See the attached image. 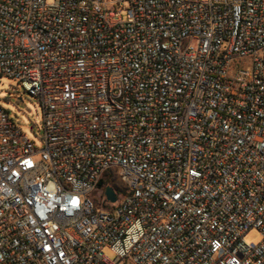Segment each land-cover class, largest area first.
Segmentation results:
<instances>
[{
  "label": "built area",
  "instance_id": "2783aa9c",
  "mask_svg": "<svg viewBox=\"0 0 264 264\" xmlns=\"http://www.w3.org/2000/svg\"><path fill=\"white\" fill-rule=\"evenodd\" d=\"M0 76V264H264V0H0Z\"/></svg>",
  "mask_w": 264,
  "mask_h": 264
},
{
  "label": "rangeland",
  "instance_id": "374dc122",
  "mask_svg": "<svg viewBox=\"0 0 264 264\" xmlns=\"http://www.w3.org/2000/svg\"><path fill=\"white\" fill-rule=\"evenodd\" d=\"M0 107L6 109L23 133L41 147L43 109L38 98L26 93L17 80L0 76ZM245 240L258 244L262 236L257 230H252ZM105 253L111 259L115 257L109 250Z\"/></svg>",
  "mask_w": 264,
  "mask_h": 264
},
{
  "label": "trees",
  "instance_id": "16d2710c",
  "mask_svg": "<svg viewBox=\"0 0 264 264\" xmlns=\"http://www.w3.org/2000/svg\"><path fill=\"white\" fill-rule=\"evenodd\" d=\"M102 185H108L116 188L119 186V183L116 181L115 178L107 177L102 181Z\"/></svg>",
  "mask_w": 264,
  "mask_h": 264
},
{
  "label": "water",
  "instance_id": "95a60500",
  "mask_svg": "<svg viewBox=\"0 0 264 264\" xmlns=\"http://www.w3.org/2000/svg\"><path fill=\"white\" fill-rule=\"evenodd\" d=\"M106 193L111 202L116 200V196L112 187H108Z\"/></svg>",
  "mask_w": 264,
  "mask_h": 264
}]
</instances>
